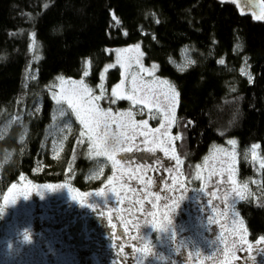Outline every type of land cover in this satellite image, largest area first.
<instances>
[{
  "label": "trees",
  "instance_id": "1",
  "mask_svg": "<svg viewBox=\"0 0 264 264\" xmlns=\"http://www.w3.org/2000/svg\"><path fill=\"white\" fill-rule=\"evenodd\" d=\"M32 33L37 49L30 51ZM135 42L179 93L178 151L190 177L214 145L229 139L240 149L257 146L264 161V20L242 13L235 0H0V128L12 118L0 139V157L11 152L0 168V196L19 179L86 185L92 162L82 156V144L67 145L56 162L48 156L49 91L58 77L74 79L85 70L94 87L112 50ZM184 48L192 64L179 71L172 61ZM117 70H107L109 80ZM37 97L39 109L30 112ZM237 175L256 184L235 205L255 240L264 236V167L242 160Z\"/></svg>",
  "mask_w": 264,
  "mask_h": 264
},
{
  "label": "rangeland",
  "instance_id": "2",
  "mask_svg": "<svg viewBox=\"0 0 264 264\" xmlns=\"http://www.w3.org/2000/svg\"><path fill=\"white\" fill-rule=\"evenodd\" d=\"M261 9L264 8V0L260 1ZM253 15H259L260 13L251 12ZM37 45V44H36ZM139 45V50L136 46ZM37 46L33 50H36ZM142 48L140 42H135L127 46H118L112 50V59L104 65L103 70H100L99 81L91 87L86 82L84 75L77 78H64V83H61L58 79L53 82L52 88L49 91L50 98L53 104L52 118L49 126L46 129V135L44 138V145L48 150V156L54 162L62 157V154L66 151L67 145L72 148L74 144L83 139L84 143L82 156L87 161L92 162V166L86 173L83 182L87 185L83 189H72L71 183H60L50 185H65V188H61L55 191L44 190L43 186H39L33 183H27L30 180L19 179L15 182V188L10 187L7 197L9 200L15 198L16 202L11 204L16 209H12L14 212V229L13 235L15 242L21 244L25 242L24 236L27 233L28 236L33 234L36 236L35 229L31 226L26 230L29 219H34L37 212L33 208L35 199L38 198L44 205L45 209L49 212H53V216L57 217L55 213L63 214L65 217L69 215L67 211L61 208L56 202L59 200L63 202V205L70 207L76 211V213L89 210L87 204L81 205L79 202L71 199V195L77 196V200H84L85 203L97 204L95 199H99L100 206L109 205V209L116 208L115 202L110 204H103L108 197L115 196L111 193V189L115 188L121 193V197L135 198L137 200L143 199V191L147 184V178H153V183L147 186V192L156 193L159 196L157 200L155 196L149 195L147 201L142 204H137L133 209H130L132 213L138 216L137 220L130 221L134 224L135 231L134 236H142L145 239L152 241V237L156 232L158 240L155 243H148L149 251L147 253L141 251L146 247V241L141 240L138 242L141 244V256L135 259L132 255L130 257L133 260V264H225V243H214L221 236V233L226 237V242L231 248L235 244L233 249L235 255L239 259L232 260L229 257L230 264H264V255H257L256 249L264 248V236H261L255 240H250L247 235L245 224L237 212L235 205L241 200L236 197L237 192H241L243 197L247 192H251L255 187V182L241 181L237 175V167L240 161L245 163L254 164L257 169H262L264 166L263 157L259 151L253 146L240 149L237 144H229V139L222 144L214 145L211 151L193 168V174L190 177V171L187 167L181 163L177 165L173 154L180 158L179 145L181 141L182 127L179 123V117L177 113V101L173 100L172 93L168 88V85L161 83L165 81L161 79L157 74V67L154 72L149 74L152 66L156 65L155 62L146 63L143 55L141 56ZM35 61L32 60V63ZM174 67L182 71L192 64V58L184 48L179 61L173 62ZM121 64L124 65L121 68ZM107 65H114V67L108 68V70L118 69V78L114 81L109 80L106 73V79L103 81L105 98L99 101H93L100 109L107 111L111 109V115L117 118V122L130 123L131 121L137 122L135 125L136 131L132 132L128 130V136H135L134 141L127 140L123 147H134L132 152L121 153L117 156L121 162L117 165H113V161L108 160L106 157L89 156L88 140L87 137H80V132L83 130V126L76 120L75 116L69 114L65 118H60L59 114L54 111L56 108L55 101L52 99V94L59 93L61 89H66L71 92L74 88L72 81H80L83 79L84 83L88 85L95 96H100L101 89L97 87L101 83L100 74L104 71ZM157 66V65H156ZM145 69L149 71H145ZM124 72V84L121 89H118V93L123 96L133 95L136 99H145L148 102V107L141 104H133L131 100L119 99L112 96V89L115 85L120 84L122 80L121 73ZM35 69H32L30 79L34 78ZM135 78V79H133ZM108 86H106V85ZM108 88L110 93H108ZM135 89V90H134ZM168 97L167 99L165 97ZM106 100L108 102H106ZM115 100V103H112ZM40 97H37L31 105L30 112H37L40 104ZM119 101H123V105H116ZM110 104V105H109ZM67 108V105H64ZM115 108V110H114ZM169 108L175 110V121L169 126L168 120L165 119L166 113L171 119V113ZM131 112L132 116L128 117L127 113ZM139 121H147V124H139ZM12 122V118H9L0 128V139L4 137L8 128ZM65 124H70V128L64 127ZM163 124V126H162ZM101 130L104 131V125H101ZM108 131L110 133H117L116 123H110ZM120 131H125L122 127ZM144 133V135H141ZM167 133V135H165ZM147 141V143H145ZM182 146V143H181ZM144 148H155V152H146ZM223 151H220V150ZM165 150L168 155H165ZM11 156L10 151H5L0 157L1 166L9 161ZM138 157L135 159V157ZM142 156V157H139ZM135 159L136 165L130 166L126 169V163L124 159ZM207 158V162H206ZM163 165V170L160 168V164ZM42 161L38 159L36 161L35 169L40 171L42 167ZM200 166L199 168L197 166ZM102 169V171H101ZM188 175V176H186ZM163 176V179H159ZM109 177H113L112 181H109ZM231 177V179H229ZM137 182L140 184V189L136 191H130L134 189L133 184ZM123 184V187H122ZM183 186V187H181ZM97 188V189H96ZM69 189H71V195H69ZM97 191L106 192L104 196H96ZM128 191V193H126ZM216 193L215 196L212 193ZM40 193V194H38ZM92 193V195L85 197L84 194ZM28 194L27 198L23 195ZM135 194V195H134ZM138 196V197H133ZM183 196L184 199L180 200L177 208L174 207V202L179 200ZM53 198V200L51 199ZM227 198L228 205L226 206L225 200ZM236 199L235 204L231 202ZM131 199V198H130ZM127 203H132V199H126ZM120 204V203H119ZM156 205L153 207L152 205ZM98 205V206H99ZM121 205V204H120ZM123 205V204H122ZM168 206H172L171 209ZM13 207V208H14ZM68 209V208H67ZM66 209V210H67ZM154 213L155 215H149ZM167 214L168 219L171 220V228L167 231L154 230L151 225H146L153 220L156 223L164 222V217ZM214 217L218 223L213 225L207 224L208 217ZM41 220V219H40ZM54 220V219H52ZM243 222V227H240V222ZM59 224V221H53L50 226H44L45 232L54 234L55 224ZM138 226V227H137ZM236 229L237 234L232 235L233 230ZM58 230H63L60 228ZM59 232L57 231L55 236ZM175 233V239L172 238V234ZM244 235L246 244L243 245L244 251H240L239 236ZM63 240H60L61 247L64 246ZM183 242V244L181 243ZM257 241H261L258 245ZM14 243L10 241V245ZM18 245V244H17ZM248 245H252L251 251H249ZM25 246V245H23ZM180 248L181 252L177 253L176 249ZM199 253V255H198ZM73 256V253H69ZM60 259L62 255H59ZM255 257V262L252 257ZM57 260H59L57 258ZM75 264V260H71ZM129 262V261H128ZM81 264V263H79ZM83 264H100L97 260H90ZM130 264V262H129Z\"/></svg>",
  "mask_w": 264,
  "mask_h": 264
},
{
  "label": "flooded vegetation",
  "instance_id": "3",
  "mask_svg": "<svg viewBox=\"0 0 264 264\" xmlns=\"http://www.w3.org/2000/svg\"><path fill=\"white\" fill-rule=\"evenodd\" d=\"M260 1L258 0V7H261ZM136 158L138 157L136 156ZM135 159H124L127 164L126 169L136 165L134 163ZM27 183H33L39 186L50 185L49 183H35L32 181H28ZM84 183L87 185L86 182ZM130 185L134 189H140V184L137 182ZM12 186L13 184L7 188L3 196H0V207H3V211L0 212V264H73L71 260H75V264H83L86 261L90 262L92 259L97 260L100 264H125V261L126 264H129V262L133 264V260L130 259L131 255L139 260L141 256L139 250L142 247L138 240H141L130 239L125 234L123 227L127 223L131 231V236H134L133 234L136 232L134 224L128 222L130 219L132 221L138 219V216L130 211V209H133L137 205H133V201L137 199L130 197L132 203H127V198L129 201L131 200L129 195L121 197L123 202L120 205L115 196L108 197L106 202H102L103 204L115 202V205H117L116 208L110 210L109 205L100 206L99 199L97 198L94 200L97 203L95 204L97 207L78 213L72 210L71 206L66 207L63 205V202L57 200L56 202L69 215L65 217L63 214L55 213V215L59 216L54 217L53 212L47 211L41 201L36 198L33 203V208H35L37 216L34 215V219L28 220V227L25 229L27 230L30 227V223L37 234L36 236L31 234L27 241H22L19 244L15 242L12 232L15 226L13 217L15 211L13 212L12 209L16 208L11 204L5 203V197H7V193ZM71 187L75 190L83 189L82 186L80 187L78 185H72ZM51 199L53 200V198ZM98 212H103L104 216H100ZM109 214L112 216L111 225H115L114 228L109 224ZM53 221H59V224L56 223V226H54L56 231L54 234L46 233L43 225L50 226ZM60 228H63V230H58ZM57 231L59 233L55 236ZM113 232H119L123 236V239L119 241V243L124 245L123 253L118 254V247H112L111 237ZM61 239L64 244L62 247L59 244ZM157 240L158 235L156 232V236L154 235L152 237L151 243H155ZM10 241L14 243L10 245ZM134 248L137 251L134 252ZM69 253H73V256L69 255ZM59 255H62L61 259Z\"/></svg>",
  "mask_w": 264,
  "mask_h": 264
},
{
  "label": "snow or ice",
  "instance_id": "4",
  "mask_svg": "<svg viewBox=\"0 0 264 264\" xmlns=\"http://www.w3.org/2000/svg\"><path fill=\"white\" fill-rule=\"evenodd\" d=\"M221 2H225V0H221ZM255 0H244V3L246 4H252L254 3ZM113 19H116L115 16H113ZM254 19L257 20H264V8L261 9V13L259 15H254ZM118 22V21H117ZM15 35V34H13ZM32 43L29 45V50H33L36 46V41H35V33H32ZM237 47H239V45H237ZM137 50H139V45L136 46ZM140 55L142 56L143 53H140ZM38 59V58H37ZM220 63H223V61H219ZM89 65L88 61H85V67L87 69ZM114 67V65H107L104 69L103 72H101L100 74V79H101V83L99 85H97V87H99L101 89V93L100 96H95L93 94V90L84 83L83 79H81L80 81H72V84L74 85V88L71 92H68L66 89H61V91L59 93H53L52 94V99L55 101V105L56 108L54 109L55 112H57L59 114L60 118H65L68 116L69 111L71 110V114L75 116L76 120L83 126V130L80 132V137H87L88 140V148H89V156L92 157L93 155L95 157H106L108 160L113 161V165L115 167V165L119 164L121 161L119 159H117V156L121 153H128V152H132L134 150V147H123L122 144L127 141V140H131L134 141L136 139L135 136H128V130H131L132 132L136 131L135 125L137 124V122L135 121H131L130 123H121V122H117V118L113 117L111 115V109H108L107 111L100 109L98 107L97 104H94L93 101H99L103 98H105V92H104V84L103 81L106 79V73L108 68ZM124 65L121 64V68H123ZM156 65L152 66L151 71L145 69V71H149V74H151L152 72L155 71L156 69ZM183 70V69H181ZM89 72L87 70H85L84 72V76H88ZM124 72L121 73L122 76V80L120 82V84H117L113 87L112 89V96L113 97H117L119 99H128L131 100L132 103L135 104H141L144 105L145 107H148V102L145 99H136L135 96L133 95H128V96H123L121 94L118 93V89L122 88V85L124 84ZM61 83H64V78L63 77H58L57 78ZM135 79V78H133ZM250 82H251V77H249ZM161 83L168 85L169 90L171 91L172 95V99L176 100L178 103V97H179V93L176 92L175 86L172 85L169 81H161ZM135 90V89H134ZM166 99L168 98L167 96L165 97ZM115 100H112V103H115ZM67 105V108L64 107V105ZM169 112L171 113V119H169L168 114L166 113L165 115V119L168 120L169 122V126H171V123H173L175 121V110L174 108H169ZM128 117L132 116L131 112L127 113ZM110 123H116L117 126V133L113 134L110 133L108 131L109 128V124ZM139 124H147V121H139ZM104 125V131L101 130V125ZM163 126V124H162ZM64 127H68L70 128V124H65ZM124 128L125 131H120L121 128ZM141 135H144V133H141ZM165 135H167V133H165ZM24 137H21V140H23ZM77 143L79 144H83L84 140L83 139H79L77 141ZM145 143H147V141H145ZM229 144L235 145V141L234 140H230L228 141ZM257 146H253V148H255ZM137 150H143L146 152H155V148H144V149H137ZM73 151L75 152V148L73 149ZM220 151H223L222 149ZM165 155L167 156L168 153L165 150ZM173 159H175V162L177 165H180L182 163V161L179 159V157H176L173 154ZM206 162H207V158H206ZM158 164H160L159 161H157ZM264 166V165H262ZM198 168L200 167L199 165L197 166ZM160 168L163 170V165L160 164ZM102 171V169H101ZM113 177H109V181H112ZM159 179H163V176H161ZM229 179H231V177H229ZM153 183V178H147V184L145 185V190L143 191V199L142 200H134L133 201V205L135 206V204H142L144 202L147 201V198L149 195H153L155 196V198L158 200L159 196L156 193H149L147 192V186ZM13 188H15V185L12 186ZM65 185H44L43 189L44 190H49V191H55L61 188H65ZM123 187V184H122ZM183 187V186H181ZM130 191L135 192V189H129ZM71 189H69V195H71ZM111 193L115 195L116 200L118 201V203H122V199H121V193L119 191H117L115 188H112ZM106 192L104 191H97L95 193L96 196H104ZM40 194V193H38ZM85 197L92 195V193H87L84 194ZM213 196L216 195V193H212ZM24 198L28 197V194H24L23 195ZM236 197L239 199H243V195L241 192H237L236 193ZM71 199L79 202L81 205H85L87 204L89 207L95 208L97 207L96 205L93 204H89L88 202L85 203L84 200H77V196L75 195H71ZM184 197L181 196L179 198V200H177L176 202H174V207L177 208L180 200H183ZM16 202V199L13 198L11 200L8 199V197H5V203L6 204H14ZM236 199L234 198L233 201L231 202L233 205L235 204ZM226 206L228 205V201L227 198L225 200ZM153 207H155L156 205H152ZM170 209L172 206H168ZM3 211V207H0V212ZM98 214L100 216H104L103 212H98ZM149 215L154 216V213H149ZM108 220H109V224L111 225V221H112V216L109 214L108 216ZM128 223H132L131 221H129ZM214 223H218V221H216L214 219V217L209 216L207 219V224L208 225H213ZM146 225H151V227L154 230L157 231H167L171 228V220L168 219L167 214L164 217V222L161 223H156L155 220L148 222ZM113 228L115 227V225H111ZM124 232L125 234H127L130 239L132 240H137V239H141V240H145L146 241V247L141 250L145 253H147L149 251V248L147 246L148 243H151L148 239L143 238L141 235L140 236H131V231L128 227V224H124ZM138 227V226H137ZM240 227H243V222H240ZM236 229L233 230L232 235H236L237 234ZM172 238L175 239V233L172 234ZM24 239L27 241L29 239V236L27 235V233L24 236ZM123 239V236L119 233V232H113L111 240H112V247H118L119 252L123 253L124 252V245L119 243L120 240ZM225 243V250H224V255H225V264H230L229 262V257L232 258V260H236L239 259V257H237L235 255L234 252V248H235V244L232 245V247L230 248L226 242V237H224V234L221 233V236L218 238V240L214 241V243ZM239 242H240V251H244V247L243 245L247 243V241L245 240L244 235H240L239 236ZM181 243L183 244V242L181 241ZM261 243V241H257V244L259 245ZM249 251H251L252 245H248ZM133 251H137V249H133ZM177 253L181 252L180 248L176 249ZM256 254L257 255H264V248H257L256 249ZM199 255V253H198ZM252 260L255 262V257H252ZM126 264V261H125Z\"/></svg>",
  "mask_w": 264,
  "mask_h": 264
},
{
  "label": "water",
  "instance_id": "5",
  "mask_svg": "<svg viewBox=\"0 0 264 264\" xmlns=\"http://www.w3.org/2000/svg\"><path fill=\"white\" fill-rule=\"evenodd\" d=\"M235 2L237 3V6L239 7V10L242 13H247V12L261 13V8L257 6L258 0H255V2L250 5L244 3V0H235Z\"/></svg>",
  "mask_w": 264,
  "mask_h": 264
}]
</instances>
